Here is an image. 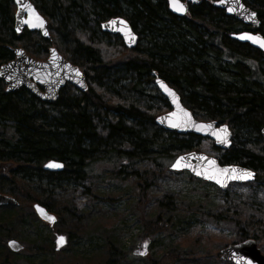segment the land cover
<instances>
[{"label":"trees","instance_id":"1","mask_svg":"<svg viewBox=\"0 0 264 264\" xmlns=\"http://www.w3.org/2000/svg\"><path fill=\"white\" fill-rule=\"evenodd\" d=\"M31 1L47 19L49 36L27 28L17 33L14 0H0V65L14 58V47L45 60L55 46L84 71L88 89L83 92L66 84L48 103L26 87L7 92L0 79V192L19 201L0 206V264H32L29 257L45 253L53 256L52 264H126L131 247L113 242L75 253L73 248L57 249L53 239L37 238L24 245L22 257L5 252L11 225L17 219L30 224L36 217L35 202L55 213L58 220L52 232H66L68 243L77 236L71 232L75 225L89 231L77 207L57 202L54 189L72 192L81 187L88 193L93 187L87 183L102 174L132 187L144 240L171 231L185 217L187 221L199 217L223 220L245 238L264 242L263 217L217 207L210 198L186 201L169 192L158 201L160 213L167 215L143 218L149 181L173 173L170 164L181 153L205 152L223 165L252 168L254 182L264 184V52L231 37L250 28L216 7L215 0H194L184 17L169 11L166 0ZM244 2L257 11L264 34V0ZM113 16L128 19L139 35L134 49L127 48L119 35L101 30V22ZM97 33L115 41L106 42ZM157 76L176 89L196 118L229 125L233 131L229 149L156 124L155 118L171 109L155 85ZM52 159L61 161L64 169L44 170V163ZM216 256L220 264H228L220 251ZM181 257V251L170 249L149 264H175Z\"/></svg>","mask_w":264,"mask_h":264},{"label":"rangeland","instance_id":"2","mask_svg":"<svg viewBox=\"0 0 264 264\" xmlns=\"http://www.w3.org/2000/svg\"><path fill=\"white\" fill-rule=\"evenodd\" d=\"M96 36L104 38L103 40L106 42L115 41L114 38L106 37L100 33H97ZM150 92L155 93L154 90ZM188 173L187 171H174L171 174L154 177L149 181L147 189L149 201L143 216L146 221L159 218L161 213L158 201L169 192H176L180 199L186 201L210 198L217 207L227 206L235 211L264 218V184H257L254 181L231 183L228 189L223 191L217 190L215 188L217 186L214 184V186L203 185L191 180L186 175ZM87 184L93 187V190L88 193H83L81 187L75 188L72 192L60 188L54 189L57 202H72L82 215V225L89 229V231L83 232L77 229L76 225L71 228V232H75L77 236L61 248L66 251L73 248L75 253H82L91 251V246L94 248L100 244L106 246L109 242L127 248L124 244V234L135 222L140 227V233L134 237L131 248L127 251L126 264H149L151 258L157 259L162 253L175 248L182 253V257L175 264H220L216 256L217 252L225 245L232 243L233 239L237 242L245 239L223 220L215 223L209 219L197 217L187 221L185 217L180 221V225L171 228V231H162L144 240L142 238L145 231L143 219L135 209L134 191L130 185L122 184L111 175L104 174ZM229 212L236 216L232 211ZM161 215L164 218L167 214L162 213ZM35 216L30 224L23 223L18 219L14 221L9 233L11 238L18 240L23 245V249L13 252L6 247V253L13 257H22L25 253L24 245L28 242L42 238L47 241L53 239L55 244L57 234L62 233L67 236L66 232L53 233L51 229L53 226L41 221L37 215ZM36 227L39 228V233L36 231ZM177 232H179V236H177ZM257 245L264 254V242H257ZM52 257L49 253H45L31 256L29 260L32 264H52Z\"/></svg>","mask_w":264,"mask_h":264},{"label":"water","instance_id":"3","mask_svg":"<svg viewBox=\"0 0 264 264\" xmlns=\"http://www.w3.org/2000/svg\"><path fill=\"white\" fill-rule=\"evenodd\" d=\"M166 1L169 11L177 16L184 17L190 12L191 0H178V4L183 5V10L180 11L176 10L173 0ZM14 4L16 6L14 29L17 33H20L23 28H28L31 31H39L45 37L49 36L47 19L31 0H20L19 3L14 0ZM28 5L31 8L27 7ZM214 5L224 9L226 14L245 24L258 26L261 22L257 11L247 5L244 0H215ZM36 14L41 18L40 20L35 18ZM100 27L103 32L119 35L129 49H134L139 42V35L135 32L129 20L123 16H113L106 19L101 22ZM246 33L264 38L260 33L255 34L249 31L235 32L231 34V37L264 51V47L259 43L243 38V34ZM12 50L14 58L0 65V79L5 82L7 92H15L22 87H26L35 96L49 103L57 99L60 90L66 84H71L83 92L88 89L87 76L84 71L62 55L55 46L49 48V54L45 60L35 59L27 54L22 47H14ZM155 85L171 106L169 111L155 118L158 126L179 134L192 133L199 135L212 140L214 145L220 149H229L232 144L233 131L227 123L197 119L182 102L176 89L171 87L165 80L157 76ZM261 135L264 139V126L261 129ZM181 157L184 158L181 161V166L174 168L172 165ZM212 161H215V164ZM43 169L61 171L64 169V164L61 161L52 159L44 163ZM170 169L177 172L188 171L192 176L213 183L223 191L227 190L232 182H252L256 178V171L252 168L237 164L223 165L217 157L195 150L179 154L170 164ZM246 173H251V175L246 178H233L234 176L246 175ZM213 176L215 178H210ZM18 204L19 201L16 197L0 192V206ZM33 208L36 215L51 226L57 222L56 215L38 202L34 203ZM51 217H54V219H50ZM59 237H64V239L61 241ZM66 242L67 238L64 234H59L55 238L57 249L65 246ZM7 246L13 252H18L23 248V245L14 238L8 239ZM220 252L222 260L231 264H264V254L253 238L227 244L220 249Z\"/></svg>","mask_w":264,"mask_h":264},{"label":"snow or ice","instance_id":"4","mask_svg":"<svg viewBox=\"0 0 264 264\" xmlns=\"http://www.w3.org/2000/svg\"><path fill=\"white\" fill-rule=\"evenodd\" d=\"M17 2L19 3L20 0H17ZM173 4L174 6H176V10L180 11V10H183V5H179L178 4V0H173ZM27 7L31 8L30 5H28ZM230 11L232 9H229ZM34 12V10H32ZM254 15V14H253ZM37 20H40L41 18L38 16V14H36V17H35ZM29 23H31V21H29ZM41 23H42V20H41ZM243 38H247V39H250V40H253L254 42H257L259 43L262 47H264V38H259V37H255V36H252L251 34H243ZM184 158L181 157L177 160L176 163H174L172 166L175 168V167H179L181 166V161L183 160ZM213 164H215V161H212ZM53 166H59V165H53ZM251 173H246V175H242L240 177H233V178H246L247 176H250ZM210 178H215V176L213 177H210ZM219 182V181H218ZM50 219H54V217H51ZM64 237H59V240H63Z\"/></svg>","mask_w":264,"mask_h":264},{"label":"built area","instance_id":"5","mask_svg":"<svg viewBox=\"0 0 264 264\" xmlns=\"http://www.w3.org/2000/svg\"><path fill=\"white\" fill-rule=\"evenodd\" d=\"M139 227H138V223H133L131 225L130 228H128L126 231H125V234H124V242L127 244V245H130L134 236L137 235L139 233Z\"/></svg>","mask_w":264,"mask_h":264},{"label":"flooded vegetation","instance_id":"6","mask_svg":"<svg viewBox=\"0 0 264 264\" xmlns=\"http://www.w3.org/2000/svg\"><path fill=\"white\" fill-rule=\"evenodd\" d=\"M196 1V0H195ZM192 2H194V0H192ZM191 2V3H192ZM191 3H190V5H191ZM236 19V18H235ZM260 19V18H259ZM238 20V19H237ZM261 20V19H260ZM238 21H240V20H238ZM243 25H245L246 27H248V28H250V29H245V30H241V31H238V32H243V31H249V32H252V33H255V34H258V33H260L263 37H264V34L261 32V29H262V27H261V25H262V21L260 22V24L258 25V26H251V25H249V24H245V23H243L242 21H240ZM248 44V43H247ZM250 45V44H249ZM252 47H254V46H252ZM254 48H256V47H254ZM256 49H258V48H256ZM258 50H260V49H258ZM260 51H262V52H264L263 50H260ZM68 236V235H67Z\"/></svg>","mask_w":264,"mask_h":264},{"label":"bare ground","instance_id":"7","mask_svg":"<svg viewBox=\"0 0 264 264\" xmlns=\"http://www.w3.org/2000/svg\"><path fill=\"white\" fill-rule=\"evenodd\" d=\"M24 29V28H23ZM28 29V28H27Z\"/></svg>","mask_w":264,"mask_h":264}]
</instances>
